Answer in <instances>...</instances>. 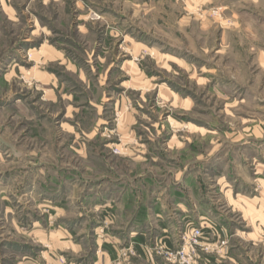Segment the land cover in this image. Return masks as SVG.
Here are the masks:
<instances>
[{
  "label": "rangeland",
  "instance_id": "obj_1",
  "mask_svg": "<svg viewBox=\"0 0 264 264\" xmlns=\"http://www.w3.org/2000/svg\"><path fill=\"white\" fill-rule=\"evenodd\" d=\"M0 264H264V0H0Z\"/></svg>",
  "mask_w": 264,
  "mask_h": 264
}]
</instances>
